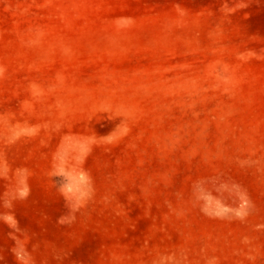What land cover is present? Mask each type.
<instances>
[{
  "label": "rangeland",
  "instance_id": "374dc122",
  "mask_svg": "<svg viewBox=\"0 0 264 264\" xmlns=\"http://www.w3.org/2000/svg\"><path fill=\"white\" fill-rule=\"evenodd\" d=\"M0 264H264V0H0Z\"/></svg>",
  "mask_w": 264,
  "mask_h": 264
}]
</instances>
